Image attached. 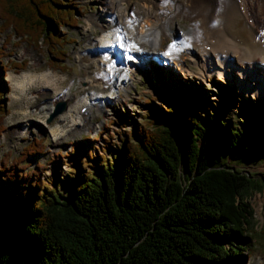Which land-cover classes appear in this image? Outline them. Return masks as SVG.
<instances>
[{
    "label": "trees",
    "instance_id": "1",
    "mask_svg": "<svg viewBox=\"0 0 264 264\" xmlns=\"http://www.w3.org/2000/svg\"><path fill=\"white\" fill-rule=\"evenodd\" d=\"M71 1L0 0V35L13 30L22 43L46 45L56 66L66 59L58 27L79 20ZM3 54L0 78L9 71ZM4 92L0 80V133ZM155 110L122 134L114 163L91 151L79 157L66 193L42 165L23 166L45 150L41 141L1 160L0 264H244L253 246L248 196L264 183L226 161L256 162L261 137L243 147L246 136L216 116L180 108L176 121L171 108Z\"/></svg>",
    "mask_w": 264,
    "mask_h": 264
},
{
    "label": "rangeland",
    "instance_id": "2",
    "mask_svg": "<svg viewBox=\"0 0 264 264\" xmlns=\"http://www.w3.org/2000/svg\"><path fill=\"white\" fill-rule=\"evenodd\" d=\"M71 2L77 4L79 20L75 25L73 24L75 27H58V30L63 32L66 59L58 61L56 66H49L50 55L46 45L41 44L40 47H35L26 42L22 43L14 35L13 30L0 35V49L4 52L1 61L9 70L0 78L6 90L3 100L7 111L6 117L1 121L4 129L0 133V161L8 157L10 162L18 160L29 144L36 140L41 141L45 147L41 156L27 159L23 166L28 170H34L37 165H42L44 179L58 183L60 192L66 193V187L75 177H78L75 168L78 167V158L81 153L92 148L94 151L92 155L95 158L103 156L109 162L114 163L116 154H119L122 139H124L122 134L134 131L135 125L139 126L149 116L153 117L155 108L166 110L171 108L173 114L178 116L176 121L181 120L188 111L195 115L216 116V124L228 123L246 136L247 143L243 147L261 137L262 145L255 148L256 162H238L232 160L230 156L226 165L240 174L248 175L264 183V100L259 101L241 96L231 87L232 81L225 84L210 78L211 80L202 83L193 76H187V74L200 73L197 54L199 50L187 41L190 36L189 28L197 24V21H189L182 17L170 20L169 30L164 28V35L161 37L162 44L156 52L158 57L152 62L155 63L152 66L154 71L149 70V74L144 75L125 73L126 80L124 81L127 87L124 85V93L122 92L123 94L118 97H121V100L116 103L118 105L116 113L124 112L123 118L118 117L109 108L108 115L97 114L91 110L90 116L95 117L85 125L83 130L73 127L77 123L73 119L65 123L64 118L67 115L58 117L48 125L46 122L49 119L50 109L53 108L52 103L56 93L69 91V107L66 114L72 109L77 118L80 109L86 105L87 96H95L100 92L98 88L88 89L85 81L89 83L90 79H94L95 75L99 76L101 73L100 80L104 73L100 66L101 60H96L97 57L94 55L86 59L82 53L87 54L91 46L97 48V41H101L100 36L106 31L105 27L100 28L93 22L98 18L97 13H102L104 20L109 19V16L105 15L109 11L103 8L106 0H72ZM121 4L126 7L128 4V13L134 14V17L138 16L141 22L150 17L167 18L168 8L173 11L171 0H115L113 6L115 13L118 14L120 8L123 7ZM123 22L122 20L119 24L122 26ZM8 37L9 43L6 42ZM134 44L138 46V52H154L153 48L148 45L140 46L135 42ZM173 44H177L178 50L174 51L176 58H173L172 51L167 58L164 53H169ZM89 45L90 48L86 50ZM164 61L170 65L167 66ZM180 62L184 64L182 69V66H176ZM17 63L19 67L13 68V64ZM61 65L67 69L61 70ZM24 72H32L38 76L47 72L52 74L50 73V78L22 92L20 84H17L12 77L13 74L21 75ZM131 84L133 85L130 86ZM106 89L108 91V87ZM40 90L44 92L36 95ZM123 95L129 99H124ZM180 108L186 111L183 113ZM25 111L27 113H24ZM88 111L86 110L81 117L86 118ZM56 128L60 129V133H56L58 136L53 133ZM97 132L100 134L96 137ZM89 138L94 142L84 145V148L83 145L80 146L82 140ZM89 164L93 165L92 162ZM92 170L90 166H86L84 174L93 172ZM78 172L80 174V171ZM248 201L254 213L251 220L253 231L249 233L253 246L247 252L244 264H264V187L261 192L250 193ZM226 246L229 248V244Z\"/></svg>",
    "mask_w": 264,
    "mask_h": 264
},
{
    "label": "bare ground",
    "instance_id": "3",
    "mask_svg": "<svg viewBox=\"0 0 264 264\" xmlns=\"http://www.w3.org/2000/svg\"><path fill=\"white\" fill-rule=\"evenodd\" d=\"M114 2L115 0H106L103 7L104 10L109 11L111 18L116 23L122 20L126 22L128 19L132 21L129 30L133 28V31L125 36V43H128L129 46L134 45L130 42L129 36H137L140 42L148 44L155 53L161 47L164 28L169 30L170 20L182 17L189 21H197V24H193L189 28L190 36L187 41L188 44L199 50L197 54L200 73L187 74V76H193L202 83L212 78L225 84L232 81L231 87L241 96L259 101L264 100V0H171L173 11L168 8L167 18L150 17L146 18L144 22H141L138 16H135V19L134 14L128 13V4L127 7L121 4L123 7L120 8L118 14L115 13ZM109 6L113 9H110ZM124 14L125 16H123ZM151 18L154 19L153 23H150ZM117 27L122 26L119 24ZM124 32L126 31L124 30ZM115 33L116 31H107L100 37L99 43L107 44L111 37L115 36ZM133 50H136V47ZM172 53L173 58H176V52L172 51ZM177 62L179 61L177 60ZM176 66H182V69L184 64L180 62ZM50 73L38 76L32 72H24L21 75L13 74L12 78L17 84H20L22 92H25L39 82L50 78L52 74ZM40 91L36 95H39ZM69 99L68 91L58 92L52 105L55 106L56 102ZM92 99L93 97L85 99L86 107ZM66 115L65 123L72 119L77 123L80 121L72 109L68 110ZM78 115L80 116L79 113ZM82 125L84 126V124ZM57 132L60 133L59 128L53 131L55 136H58Z\"/></svg>",
    "mask_w": 264,
    "mask_h": 264
},
{
    "label": "water",
    "instance_id": "4",
    "mask_svg": "<svg viewBox=\"0 0 264 264\" xmlns=\"http://www.w3.org/2000/svg\"><path fill=\"white\" fill-rule=\"evenodd\" d=\"M67 108H68L67 102H61V103L57 104L53 114L51 115V118L49 119V121L47 123L50 124L60 114H62V113L64 114Z\"/></svg>",
    "mask_w": 264,
    "mask_h": 264
},
{
    "label": "snow or ice",
    "instance_id": "5",
    "mask_svg": "<svg viewBox=\"0 0 264 264\" xmlns=\"http://www.w3.org/2000/svg\"><path fill=\"white\" fill-rule=\"evenodd\" d=\"M136 46L135 45H131L129 46V51H131L132 49H134ZM177 46L175 44L171 45V51H177ZM171 51L168 54H171ZM129 60H131L133 57L131 55H128L127 57Z\"/></svg>",
    "mask_w": 264,
    "mask_h": 264
}]
</instances>
